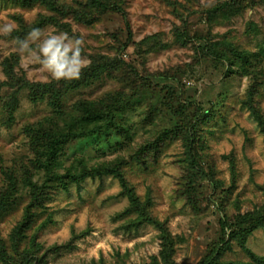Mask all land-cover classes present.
<instances>
[{"label":"rangeland","instance_id":"obj_1","mask_svg":"<svg viewBox=\"0 0 264 264\" xmlns=\"http://www.w3.org/2000/svg\"><path fill=\"white\" fill-rule=\"evenodd\" d=\"M6 22L0 264L264 259V0H0ZM33 28L83 40L80 79L22 58Z\"/></svg>","mask_w":264,"mask_h":264},{"label":"clouds","instance_id":"obj_2","mask_svg":"<svg viewBox=\"0 0 264 264\" xmlns=\"http://www.w3.org/2000/svg\"><path fill=\"white\" fill-rule=\"evenodd\" d=\"M15 30V22H6L0 26V36H11ZM14 43L22 58L38 64L55 81L78 80L91 65L84 55L83 40L67 32H53L45 36L44 30L33 28L23 39L15 37Z\"/></svg>","mask_w":264,"mask_h":264},{"label":"trees","instance_id":"obj_3","mask_svg":"<svg viewBox=\"0 0 264 264\" xmlns=\"http://www.w3.org/2000/svg\"><path fill=\"white\" fill-rule=\"evenodd\" d=\"M191 103V102H190ZM193 108V110H190L189 108ZM251 108H252V113L254 114V116L256 117V120L258 122V125L261 128V131L264 132V116L261 115V113L254 108V106L251 104ZM189 109V110H188ZM187 110L189 111V113H187ZM200 113V108L199 105L197 103H195L193 106L192 104L190 105H182L179 106L176 110V117H179L178 119H183L186 115L189 116L190 118H195L197 117V115ZM113 115L112 113L110 114V116ZM91 118H95L97 120H101L102 122H106L108 123L109 120V115H104V114H100L99 112H92L90 113ZM105 128L108 127V125L106 124L104 126ZM86 131V130H84ZM89 131V130H88ZM81 132H76L75 130H70L69 134L67 133V135H79ZM85 133V132H83ZM62 134H59L58 137H61ZM62 137H64V134L62 135ZM258 224V223H257ZM257 224L255 225V227L257 226ZM259 225V224H258ZM249 255L251 256V258L254 260V262H256L257 264H264V259L262 258H258L256 257L252 252L248 251Z\"/></svg>","mask_w":264,"mask_h":264}]
</instances>
